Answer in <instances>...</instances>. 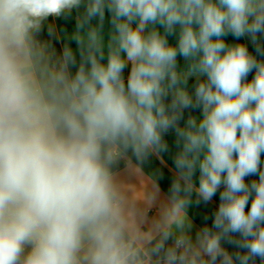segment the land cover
Instances as JSON below:
<instances>
[{"label": "clouds", "instance_id": "clouds-1", "mask_svg": "<svg viewBox=\"0 0 264 264\" xmlns=\"http://www.w3.org/2000/svg\"><path fill=\"white\" fill-rule=\"evenodd\" d=\"M73 11L58 54L40 34ZM258 57L264 0H0V264H264ZM170 132L175 176L145 229L112 167L168 152Z\"/></svg>", "mask_w": 264, "mask_h": 264}, {"label": "crops", "instance_id": "crops-1", "mask_svg": "<svg viewBox=\"0 0 264 264\" xmlns=\"http://www.w3.org/2000/svg\"><path fill=\"white\" fill-rule=\"evenodd\" d=\"M77 19V13L73 11L70 17L54 18L49 17L48 23H51L55 28V35L49 36L47 31V24L44 30L40 34V39L45 41H51L59 54L65 43H69L70 46L75 49V41L69 40L68 36L75 30ZM108 24L106 21L105 28ZM105 39H107V31L105 32ZM226 42H242L245 43L248 48L251 46L248 39L241 38L237 41L231 35L227 36ZM169 41L172 44L176 43L175 37H169ZM179 63L183 66L184 61L181 57H178ZM75 71V69H73ZM130 71V65L125 69V80ZM194 78V77H193ZM202 118L201 112L196 117ZM166 139L169 143V151L159 155H153L149 159L138 161L135 157L129 153L127 157L120 159L112 167V177L114 184L118 190L119 195L122 198L123 205L129 215L130 220L133 223L144 221L143 227L147 229L151 223L157 219L162 209L168 203V188L170 186L172 178L175 176V169L173 164V156L177 151L175 146L174 133H168ZM262 161H264V154H262ZM264 167V165H262ZM198 171L196 173V182L198 184ZM257 179V176L246 177V182ZM222 190V189H221ZM219 204V192L213 200L205 205L203 203L199 205H193L190 211L191 219L194 223L195 231L204 226L205 224L211 225L212 213L218 208ZM250 207V202H249ZM205 216L208 217L205 220ZM230 251L234 250L231 245H225Z\"/></svg>", "mask_w": 264, "mask_h": 264}, {"label": "trees", "instance_id": "trees-1", "mask_svg": "<svg viewBox=\"0 0 264 264\" xmlns=\"http://www.w3.org/2000/svg\"><path fill=\"white\" fill-rule=\"evenodd\" d=\"M249 51L252 52L253 54L254 53V48H253V45L251 44V46L249 47ZM259 59H264V57H258ZM255 73H251L249 76H248V81H251V79L254 77ZM195 84V78H190L189 79V84H188V89L189 91L191 92L193 90L192 86ZM200 113L199 110H196V111H192L191 114L194 115V116H198ZM189 115V112L186 111L185 112V120L187 119V116ZM181 126H183V122L181 123Z\"/></svg>", "mask_w": 264, "mask_h": 264}]
</instances>
